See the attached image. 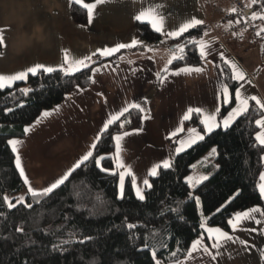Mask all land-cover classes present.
<instances>
[{
    "label": "trees",
    "instance_id": "obj_1",
    "mask_svg": "<svg viewBox=\"0 0 264 264\" xmlns=\"http://www.w3.org/2000/svg\"><path fill=\"white\" fill-rule=\"evenodd\" d=\"M85 2L91 3L93 0ZM244 7L245 10H236L234 15L242 18L246 11L261 10L259 3ZM69 11L75 24L87 25L86 9L73 5ZM134 27L139 40L143 42L136 47L120 50L109 57H96L97 60L88 68L81 69L71 77L62 73L29 74L28 80L17 81L11 88L0 90V264H154L149 249L140 251L143 247L142 237L147 230L157 233V258L162 264H169L185 258L191 242L202 233V219L207 218L206 226L228 231V220L235 213L256 206L264 209V198H261L257 187L264 169V161L260 160L264 156V148L255 141L259 131L255 120L260 119L264 112L258 109L254 101L249 103V112L237 118L232 127L227 130L219 127L212 133L203 131L200 115L193 113L191 119L184 122L183 129L196 128L204 139L179 154L175 151V145L184 131L167 139L169 160L173 167H161L157 176L150 177L152 187L145 188L144 201H139L135 196L129 178L125 182L124 198H118L119 173L113 157L115 135L139 130L143 126V114L136 109H131L120 121L100 133L97 147L93 149V158L76 169L69 181L54 190L50 197L37 203L25 192L8 141L22 138L26 126L37 120L44 110L60 104L77 84L81 88L88 87L91 83L88 77L92 76L91 69L95 65L101 62L116 64L123 53L146 47H166L173 54L180 55L177 44L185 45L184 58L173 60L169 65L170 70L203 65L204 59L200 58L197 46L187 41L190 38L201 39L207 29L206 24L190 29L177 40L166 39L145 22L137 21ZM251 27L254 28L251 32H255V27L249 24L250 30ZM222 70L233 102L223 104L218 116L226 114L234 105L235 89L240 85V82L231 79L228 66L223 65ZM23 88H31L32 91L24 95L21 92ZM122 122L124 127H120ZM213 147L217 149V154L204 159ZM100 156L105 159L101 160V166H97L95 159ZM197 161L202 165L203 175H209V179L201 185L189 187L186 177L193 173V165ZM103 168H110L117 175L105 172ZM21 192H24V197L23 202L19 203L16 200ZM77 192L84 193L83 199L77 198ZM5 196L15 207L7 206ZM196 196L200 197L199 204L194 199ZM96 197L103 198L104 203L93 209ZM28 204L32 207L29 208ZM217 208L221 210L217 212ZM125 222L145 225V228L134 230L140 239H132L133 233L124 226ZM18 228L23 231H17ZM70 232L76 233L73 237L76 241L84 236H90L91 240L54 250L53 245L59 240L68 239ZM161 244L166 246L162 247ZM173 251H177L175 257L171 255ZM261 264H264V258Z\"/></svg>",
    "mask_w": 264,
    "mask_h": 264
},
{
    "label": "crops",
    "instance_id": "obj_2",
    "mask_svg": "<svg viewBox=\"0 0 264 264\" xmlns=\"http://www.w3.org/2000/svg\"><path fill=\"white\" fill-rule=\"evenodd\" d=\"M69 7L68 0H0V29L5 38L4 45L0 46V75L25 71L35 64L59 66L63 62L64 50H68L73 58H83L98 49L139 40L134 27L137 22L135 16L150 7H156L157 12L164 16L166 32L177 30L192 18L202 20L207 25V35L204 33L201 39L210 45V55L199 67L203 69L201 72L180 75L171 73L185 67L170 70L168 61L173 52L166 47L127 51L116 64L101 62L95 65L93 69H100L92 72L95 83L91 82L82 88L83 91L75 88L60 104L44 110L37 120L26 126L30 131L22 138L10 139L20 142L17 151L13 152L15 164L19 155L21 167L33 189L42 190L50 186L89 150L93 151L91 145L96 143L110 114L118 112L127 103H139L145 109L142 112L143 126L139 130L128 131L130 135L123 137L120 156L136 177L137 186L145 191L143 180L150 179L149 171L156 164L170 159L167 139L172 132L182 133L178 129L183 127V116L188 109L201 108L203 115H199L202 120L204 115H217L216 109L225 104L221 85H227L222 70L226 64L220 58L221 52L246 73L245 80L239 81L237 87L242 96H256L264 102V95L254 82L263 72L264 47L255 37L257 28L248 19L240 18V23L247 21L255 27V32L248 27L235 36L227 32L238 24V17L231 12L234 8L232 0H107L98 5L92 23L84 26L73 22ZM96 57L101 56L97 53L89 65L97 60ZM164 68L168 69L167 73L162 71ZM157 73L168 76L163 85L157 79ZM229 91L231 94L230 88ZM68 96L71 98L66 99ZM235 106L234 102L232 107ZM57 107L59 111H55ZM46 111L52 114L43 116ZM224 115H217V122ZM145 116L149 118L145 119ZM190 129L193 127L186 129L178 138L175 150L179 147L178 141L189 137ZM114 143L115 158V140ZM9 147L12 150L10 144ZM117 171L120 173L122 169L117 168ZM21 178L24 182V177ZM127 178L132 184V177L126 176L125 182ZM24 185L25 192H28L29 185ZM133 192L136 196L134 188ZM254 215L261 220L260 224L246 220L237 231L229 227L226 232L233 236V241L219 249L220 255L215 261L198 252L193 254L195 259L186 260L185 256L169 264H261L264 217L259 213ZM253 228L256 231H251ZM201 236L215 254L217 249L211 247L214 240L208 239L204 228Z\"/></svg>",
    "mask_w": 264,
    "mask_h": 264
},
{
    "label": "snow or ice",
    "instance_id": "obj_3",
    "mask_svg": "<svg viewBox=\"0 0 264 264\" xmlns=\"http://www.w3.org/2000/svg\"><path fill=\"white\" fill-rule=\"evenodd\" d=\"M69 6L77 5L80 6L83 9H86L87 11V21L89 24L92 23L94 18L95 10L97 9L98 5L104 4L107 2V0H93L91 3H86L85 0H68ZM261 5V10L259 12L253 11L250 15V19L255 20H262L264 21V0H251V4L248 5V7H251L252 5L256 4ZM161 5H157L156 7H160ZM156 7H150L146 10L141 11L139 14L135 16V19L137 21H140L142 23L147 22L151 25L153 31L156 33H160L162 36H164L166 39H172L177 40L180 37H182L185 33H188L190 29H195L198 25L203 24L202 20L192 18L191 20L183 23L177 30L174 31H165V18L163 15H160ZM232 13L236 12V9H231ZM247 22V21H245ZM236 23H240V20L237 19ZM229 24H231V21H229ZM261 33H264V28H260L256 35L260 36ZM207 35V33H205ZM163 42V41H162ZM5 43V38L3 35V30L0 29V46H3ZM143 42L137 39H133L131 43H120L116 45L115 47H106L104 49H98L97 52L92 53L90 56H86L83 58H73L69 55L68 50L63 51V62L56 67L53 66H46L44 64H35L34 66L28 67L25 71H21L12 75H0V90L5 88H11L12 85L17 81H26L29 78V74L31 76H36L38 73L42 74H53V73H62L66 77H71L75 73L80 72L83 68H88L89 63L93 62L92 57L96 56L97 53L101 57H109L112 56L115 53H118L121 49H127V48H133L137 45L142 44ZM188 44L196 45L199 50V56L201 59H206L210 55V45L204 41L203 39H195L190 38L187 41ZM180 55L173 54L171 60L168 61L169 64L172 63L173 60L176 59H183L184 58V52H185V45L177 44L176 45ZM221 60L231 69V79L239 82L244 81L246 78V73L238 67V65L228 60L224 57V54L221 52L220 54ZM203 69L199 67H185L182 69H179L176 72L171 73L172 75H180L181 73L185 74H191L192 72H201ZM93 73L99 72L100 69L94 68L91 69ZM163 72L167 73L168 69L164 68L162 70ZM88 79L95 83L96 81L93 79L92 76H89ZM157 79L159 80L160 84L163 85L167 79V75H161L160 73H157ZM240 87H243L241 85ZM76 89L78 91H83L79 84L76 85ZM32 91L31 88H23L21 89V92L24 95H28ZM221 93L224 99L225 104H231L233 102L232 96L229 91V87L227 85H221ZM71 97L68 96L66 99H70ZM249 100L255 101L256 106L261 112H264V102H262L258 97L256 96H250V97H244L241 94L240 88L235 89V107H232L230 111L227 112V115H224L222 120L217 122V115L220 114L219 108L216 109L217 115H204L203 119L201 120V123L203 124V131L206 133H212L216 128H219L223 126L225 130L232 127V125L236 122L237 118L244 116L246 113L249 112ZM131 109H136L140 112H144L145 109L141 106L139 103H127L126 106L122 107L118 112H115L113 114H110L107 121L103 124L102 131H107L109 129V125L114 124L117 121H120L122 117H125L126 113H129ZM8 111H12V109H8ZM55 111H59V107L55 109ZM200 114L203 115V110L201 108H189L187 113L183 116V121H187L191 119L192 114ZM51 112H44L43 116L47 117L50 116ZM145 119H148L149 117L145 116ZM256 126L260 129L255 135V141L257 144L264 148V115L261 116L260 119L255 120ZM120 127H124V123L122 122L120 124ZM29 128H25L24 132H29ZM179 132H183V127L178 129ZM130 133L124 132L122 135H117L113 139L116 141V156L114 158L116 168L122 169V171L119 173V185H118V198L123 199L125 194V177L131 176L132 177V187L135 189L136 197L139 201H144L146 199L144 191L137 186L136 183V177L132 174L131 169L126 167L123 163L120 153L122 151L121 148V141L124 136H128ZM177 132H172L170 134L171 136H176ZM97 140L100 139V136L98 135ZM204 139V135H201L200 132H198L195 128L189 130V137L186 140H180L178 141L179 147L176 148V153L179 154L183 151H185L186 148H191L192 145L196 144L197 141H202ZM8 143L12 146V151H17V145L20 143L17 140H9ZM97 147L96 143H93L91 145L92 149H95ZM217 154V149L213 147L209 153V157H214ZM90 158H93V151L89 150L85 155H83L74 165L72 168H70L62 177L57 179L55 182L51 183L50 186L43 188L42 190H36L31 187L29 184L28 178L24 174V170L21 167L20 163V157L19 155L16 156V167L20 170V175L24 177V183L28 186V193L31 195L32 199L39 203L41 199L50 197L51 194L54 193V190L60 188L62 185H65L67 181H69L70 177L74 174L76 169L81 168L82 165H84L86 162L90 160ZM105 159L104 156H100L98 159H95V164L97 166H101V160ZM261 161H264V156L260 157ZM170 169L173 167V164L170 160H164L162 161V164H156L153 166V168L149 171L148 175L155 177L158 175V169ZM195 167V165H193ZM214 167H219V165H214ZM105 172H109L112 175H117V173L110 169V168H103ZM209 179V175H200L198 178H194L193 176L189 175L186 177V182L189 185V187H196L197 185H201L204 181H207ZM260 183L257 185L259 189V193L261 198H264V172L260 173L259 176ZM143 185L146 188H151L152 184L149 183L148 179L143 180ZM191 193H189V196L191 197ZM76 196L78 199H83L84 193L83 192H77ZM197 204L200 203V197L196 196L194 197ZM4 201L7 203V206L9 208L15 207V205L9 201L8 197H4ZM19 203L23 202V198L21 197L18 201ZM104 201L101 197L95 198V203L93 204V209H95L99 205H103ZM29 208L32 207L31 204L27 205ZM221 209L217 208L216 211L219 212ZM175 211V210H174ZM256 213H259L260 216L264 217V209H261L259 206L249 208L242 212L235 213V216L233 219L228 220V224L231 226L233 231L239 230V225L246 220H255L256 224H260L261 220L256 219L255 215ZM207 218H204L201 220L200 227L204 228L205 231L208 233V239L214 240V243L211 245L212 248L217 249V252L215 254L212 253L210 248L205 244L203 237H199L191 242V245L186 250V260H192L195 259L193 256L194 253L202 252L204 254H207L211 257L213 261L217 259V256L220 255L219 249L223 247L227 242L233 241V236L230 235L228 232L223 231L219 227H206ZM130 232L133 233L132 239L135 241L137 239H140V236H137L134 232V230L138 228H145L144 224L139 223H128L125 222L124 225ZM17 231H23V229L18 228ZM251 231H256L255 228L251 229ZM53 234H55L53 232ZM68 239H62L59 240L58 243L54 244V250H61L64 245H69L73 243H80L84 244L87 241L91 240L90 236H84L83 239H80L78 241L74 240L73 237L76 235L75 232H70ZM157 233L153 230H147V233L143 235V247L140 249V251H143L145 249H149L151 252V258L154 262V264H162V261L157 258L158 252L157 247L155 244ZM241 243H245V241H241ZM162 247H165L166 245L161 244ZM180 249H177L179 251ZM177 251H173L171 255L175 257L177 255ZM261 257L264 258V251L261 252ZM179 264V262H178Z\"/></svg>",
    "mask_w": 264,
    "mask_h": 264
},
{
    "label": "rangeland",
    "instance_id": "obj_4",
    "mask_svg": "<svg viewBox=\"0 0 264 264\" xmlns=\"http://www.w3.org/2000/svg\"><path fill=\"white\" fill-rule=\"evenodd\" d=\"M239 2H242L246 7H248V5L249 4H251V0H238ZM253 11H251L249 14H242V19H245V20H247L248 22H251V23H253L254 25H255V27L257 28V31L260 29V28H264V21H262V20H255V21H253V20H251L250 19V15H251V13H252ZM257 12V11H256ZM238 19L240 20V18L238 17ZM259 41L258 42H260L261 43V45L264 47V33H261V35L260 36H255ZM261 38H263V39H261ZM262 63V62H261ZM263 64V63H262ZM263 66V72L262 73H260L259 75H257V77H256V81H254V82H256V84H257V86H258V88L260 89V91H262V93H263V95H264V65H262ZM255 80V79H254ZM245 88H247V87H245ZM212 149V148H211ZM211 151V150H210ZM210 151L205 155V157H204V159L206 158H208L209 157V153H210ZM189 175H191V176H193L194 178H198L200 175H203V170H202V165H201V163H200V161H197L196 163H195V169H194V171H193V173H191V174H189ZM188 175V176H189ZM18 197H17V200H16V202H18L19 200H20V198L22 197H24V192H21V193H19L18 195H17ZM9 199V201H10V198H8Z\"/></svg>",
    "mask_w": 264,
    "mask_h": 264
},
{
    "label": "built area",
    "instance_id": "obj_5",
    "mask_svg": "<svg viewBox=\"0 0 264 264\" xmlns=\"http://www.w3.org/2000/svg\"><path fill=\"white\" fill-rule=\"evenodd\" d=\"M233 6L236 10L238 11H243L245 10L244 5L237 1V0H233ZM244 27H249L248 23H241V24H235L233 25L231 28L228 29V33L232 36L237 35ZM251 31H254V28L251 27Z\"/></svg>",
    "mask_w": 264,
    "mask_h": 264
},
{
    "label": "water",
    "instance_id": "obj_6",
    "mask_svg": "<svg viewBox=\"0 0 264 264\" xmlns=\"http://www.w3.org/2000/svg\"><path fill=\"white\" fill-rule=\"evenodd\" d=\"M249 13H250V11H246V12H245L246 15L249 14Z\"/></svg>",
    "mask_w": 264,
    "mask_h": 264
}]
</instances>
